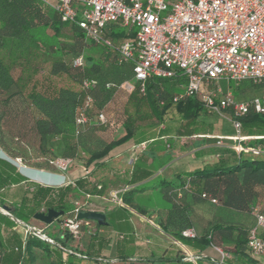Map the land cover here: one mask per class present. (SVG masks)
Returning a JSON list of instances; mask_svg holds the SVG:
<instances>
[{"label": "trees", "instance_id": "1", "mask_svg": "<svg viewBox=\"0 0 264 264\" xmlns=\"http://www.w3.org/2000/svg\"><path fill=\"white\" fill-rule=\"evenodd\" d=\"M50 31L52 35H49ZM105 35L117 48L132 39L135 31L116 24ZM50 37L52 40H47ZM90 46L102 47L98 57L84 56L86 47ZM68 53L74 60L82 57L83 66H71L66 59ZM49 63L51 76L67 75L80 84V91L68 87L53 93L46 89L40 92L37 83L28 91L32 80ZM85 82L96 84L85 89ZM127 82L133 83L134 88L120 103L118 97ZM185 84L181 77H154L145 82L142 91L143 84L134 79L133 65L119 63L116 49L88 42L82 30L63 23L58 13L40 0H0V105L6 107L13 98L25 96L21 122L26 134H33L38 147V159L30 166L56 173L50 162L61 158L72 160L71 166L89 169L103 164V159L112 150L129 141L135 145L150 142L149 149L163 150L174 145L175 136L212 134L214 124L207 121L212 113L197 98L175 101L178 87ZM109 85L113 86L108 88ZM247 85L252 90L259 89L250 82ZM88 97L93 99L87 112L89 122L77 133V114ZM108 107L115 111L112 118L108 117ZM101 113L107 116L108 124L98 121ZM3 118L0 114V122ZM240 122L243 136L264 137V114L250 111L240 118ZM92 124L95 126L93 131L90 130ZM119 127L124 129L125 136L115 140ZM10 140L0 132V152L2 150L7 156L0 158V264H110V260L102 255L109 245L107 239L95 232L80 248L74 244L77 237L61 228V223L73 216L71 198L74 192L105 196L108 186L88 176L62 186L30 181L18 169L15 160L20 156L15 153L9 156L5 151L10 147ZM263 141L264 138L254 142ZM207 154L218 155L219 161L194 173L180 175L178 181L164 183L165 187H157L162 190L163 200L171 202L168 217L157 224L177 244L163 243L149 234L140 236L142 244H138L129 212L121 208L107 214L109 227L119 237V261L195 264L190 260L192 257L197 264H210L214 258L205 257L203 253L214 247L230 256L225 259L226 264H264V255L255 260L248 249L250 230L256 223L252 212L258 208L264 213L262 152L252 154L253 158L223 148L210 149ZM111 172L125 187L121 201L131 208H134L133 190L126 188L154 175L153 169L143 164L141 158L131 171L120 173L112 169ZM207 202L234 212L235 219L220 218L209 223L201 235L185 237L184 232L193 229L195 207ZM3 206L11 209L9 216L1 212ZM49 210L63 212L56 220L57 234L49 236L43 230L41 234L45 238H42L36 228L28 232L26 226L32 227L35 215ZM138 211L145 214L144 210ZM258 236L264 240V229L259 230ZM159 244L164 246L159 247ZM218 262L214 259L212 264Z\"/></svg>", "mask_w": 264, "mask_h": 264}, {"label": "built area", "instance_id": "2", "mask_svg": "<svg viewBox=\"0 0 264 264\" xmlns=\"http://www.w3.org/2000/svg\"><path fill=\"white\" fill-rule=\"evenodd\" d=\"M40 1L58 13L63 23L82 30L90 42L116 49L119 63L133 65L134 79L143 84L142 91L145 82L154 77L184 78L186 84L181 86L183 91L175 96V101L197 98L210 113L231 121L235 135L220 140L233 141L232 148L238 154L261 153L259 149L244 144L251 137L242 135L240 118L250 111L264 114V0ZM116 24L135 31L132 39L117 48L105 35ZM83 63L82 57L74 61L77 67ZM223 82L228 85L250 82L262 93L250 100L239 101L233 92L223 89ZM95 84L85 82L84 88L89 89ZM124 87L132 91L134 85L127 82ZM92 103L93 99L88 97L84 107L79 109L77 133L89 122L87 112ZM98 121L101 124L109 122L104 113L98 116ZM71 164L72 160L61 158L50 162L55 172L63 174L68 172ZM71 182L67 181L65 185ZM114 196L117 199V195ZM212 202L217 203L216 200ZM83 211L81 204L76 202L73 216L66 218L61 228L80 236L82 228H89L92 223L78 219ZM252 214L256 223L250 230L248 249L255 260H260L264 255V240L258 232L264 229V213L255 208ZM26 228L28 232L36 230ZM41 233L40 230L38 235L45 238ZM183 235L195 238L197 234L191 229ZM215 249L221 255L218 264H226L225 259L230 256ZM190 260L197 264L192 257Z\"/></svg>", "mask_w": 264, "mask_h": 264}, {"label": "crops", "instance_id": "3", "mask_svg": "<svg viewBox=\"0 0 264 264\" xmlns=\"http://www.w3.org/2000/svg\"><path fill=\"white\" fill-rule=\"evenodd\" d=\"M236 90L238 91L239 95H241V97L245 98L242 101L250 100L262 93L261 89L255 88L252 90L249 88L247 82L237 84ZM182 91V87L179 86L177 93H181ZM236 99L239 100V98ZM108 114V117L110 118L114 116L113 112ZM225 120L229 122V128H225L224 125L214 124L212 122L214 124L212 134H195L188 137L175 136L173 137L175 140L174 145L172 147L168 146V148H164L163 150L149 149L148 145L150 142L143 143L141 145H135L134 142L129 141L112 150L107 158L103 159V164H99L100 166H91L89 169L84 168L86 171L85 176L90 177V179L105 183L108 186L107 194L105 196H90L88 202H92V199L95 197L100 198V201L97 204L92 202L94 208H92L91 211H97L105 214L107 221L108 213L124 208L130 213V221L135 228L138 244H142L139 242V238L144 234L152 235L163 243L177 244V242L171 236L162 231L161 227L157 224L160 219H165L168 217V210L171 207V202L169 200L160 199L153 206L151 204V197L155 195V188L158 186L165 187L163 185L164 183L176 182L178 181V177L180 175L194 173L196 171L202 170L207 165L216 164L219 161L218 155L207 154L208 150L218 148L233 150V141L228 139L220 140L221 137L226 138L235 135V130L231 121L228 119ZM124 136V129L119 127L114 135V139L119 140ZM255 138L258 137H251V140L245 142L244 144L248 147L259 149L262 152V158H264V141L254 142L255 140H258ZM259 138L262 139L263 137ZM219 142L221 143L219 144ZM242 154L243 157L253 158L252 154L250 153L244 152ZM139 158H141L143 164H146V166L153 169L154 175L150 179L138 185L126 188V190H133L132 199L134 208H131L125 206L122 201L121 203L118 201L121 200V194L123 191H125V187L117 178L114 177L111 170L115 169L120 173L131 171ZM115 159H118V161L121 160L122 162L118 163L117 166H111V162H113ZM27 166L29 168H35L30 165ZM31 173L34 178H36L37 173L47 175L48 178H45V182H48V185L51 184L52 186L60 185L63 182L74 181L84 177L81 176L73 180L69 172L64 174L59 172H56L55 174L43 172ZM74 173L76 172L74 171ZM112 192L114 194H111ZM115 194L117 195V199H112L111 206H107L104 203V201H106L105 198H108L109 200L111 199L110 197ZM195 208L196 219L194 221L193 229L198 235H201L205 227L215 220H220V218L227 220L235 219L234 212L231 211L230 213V211L221 210L220 207L209 202L199 204ZM138 210H144L145 214L139 213ZM36 223L42 222L33 220L31 222L33 228H36L34 225ZM42 224L45 225L44 223ZM97 225L98 224L96 222H92L91 227L82 228L81 237L85 240L84 245L88 242L90 235L97 232L99 237H103L109 241V245L102 252V255L106 256L110 260V264H146L142 261H137V258H134L136 260L134 263L119 261L117 253V242L119 237L117 232H115L113 228L109 227V225L103 227L100 226L101 228H98ZM46 228L47 227L45 225L44 230ZM158 246L163 247L164 245L162 246L159 244ZM203 256L214 258L217 261L221 260V255L214 247H210L208 250H206V252L203 253Z\"/></svg>", "mask_w": 264, "mask_h": 264}, {"label": "rangeland", "instance_id": "4", "mask_svg": "<svg viewBox=\"0 0 264 264\" xmlns=\"http://www.w3.org/2000/svg\"><path fill=\"white\" fill-rule=\"evenodd\" d=\"M53 33L50 31L49 35H52ZM49 41L52 40V37L47 39ZM88 42H90L88 40ZM100 52H102V47L99 46H90L86 47V50L84 52V56H93L98 57L100 55ZM67 61L71 64V66L74 65V58L71 54L66 55ZM51 67V64H46L42 68V71L32 80L31 84L27 88L29 91L32 87V84L37 83L38 85V91H48L49 93H53V91H56L57 89L61 88H74L77 91H80V84L77 83L74 79H71L67 75H60V76H51L49 73V69ZM125 85V84H124ZM237 84L235 82L231 83V85H228L227 83L223 82L222 87L225 91L230 90L233 92L234 96L236 98H239V100H244V97H241L239 95L238 91L236 90ZM46 89V90H45ZM26 91L25 93H27ZM126 93H129V90L124 87L120 91V95L118 97V102L122 103L124 98L126 97ZM22 97H15L8 103V106L5 107V105H0V114L4 115L3 120L0 122V132L2 136H5L9 139H11L10 147L8 151L5 149L6 153L10 156V153L12 154H18L20 157L16 158L18 161H21L25 165L33 164L38 159V147L37 143L35 141V138L33 134L27 133V130L25 129L24 123L21 122V119H23V109H24V98ZM109 112H114L113 109L108 107ZM207 121L213 122L214 124L224 125L225 128H229L230 124L227 120L218 117L216 115H210V117L207 118ZM95 128L94 124L90 126V130L93 131ZM28 135V136H25ZM11 137V138H10ZM15 138H18V140H15ZM9 143V142H8ZM12 144V145H11ZM122 162L121 160L118 161V159H115L113 162H111V166H117L118 163ZM74 171L76 173H74ZM68 172L71 174L72 179L79 178L81 176H85V169L83 167L78 166H71L68 170ZM67 173V172H66ZM45 178H48L47 175L44 174H36V178H34L35 181L41 183L45 186H51V184L48 185V182H45ZM156 193L153 197H151V204L154 206L158 200L163 199L162 190L160 188H155ZM111 194H114L113 192ZM110 194V195H111ZM111 199L108 200V198H105L106 201L104 203L107 206H111L112 199H116L114 195L110 197ZM72 206L74 207V204L78 202L81 204L83 209L85 211H91L92 208H94L93 203L97 204L100 201V198H93L92 202H88V199L85 195L74 192L72 195ZM153 224V223H152ZM36 226L37 231L39 230L43 231L45 225L42 223H36L34 224ZM45 233L49 236H53V234H57L59 225L57 222H53L51 225H46ZM22 228H19V231L21 232ZM24 230H22L23 232ZM110 231V230H109ZM24 233V232H23ZM85 240L80 236L76 238V241L74 242L75 245H78L80 248H83Z\"/></svg>", "mask_w": 264, "mask_h": 264}, {"label": "water", "instance_id": "5", "mask_svg": "<svg viewBox=\"0 0 264 264\" xmlns=\"http://www.w3.org/2000/svg\"><path fill=\"white\" fill-rule=\"evenodd\" d=\"M10 211L11 209L7 206H3L1 210V212L7 216L10 215ZM62 215H63V212L49 210L47 213L36 214L34 219L39 222L44 223L45 225H51L54 221H56ZM78 219L96 222L101 227L108 226V222L106 221V215L101 212H97V211H83L78 215ZM14 221L19 222L16 219H14Z\"/></svg>", "mask_w": 264, "mask_h": 264}, {"label": "clouds", "instance_id": "6", "mask_svg": "<svg viewBox=\"0 0 264 264\" xmlns=\"http://www.w3.org/2000/svg\"><path fill=\"white\" fill-rule=\"evenodd\" d=\"M7 156H5L4 153H2V150L0 152V158H6ZM17 165H18V169L20 171V173H22L25 177H27L30 181H34V177L32 176L31 172H43V173H49L46 172L45 170L42 169H35V168H29L27 165L23 164L22 162H18L17 160H15ZM49 174H55V173H49ZM39 183V182H38ZM66 182L61 183L60 185H55V186H62L65 185ZM52 186V185H51ZM54 186V185H53Z\"/></svg>", "mask_w": 264, "mask_h": 264}, {"label": "bare ground", "instance_id": "7", "mask_svg": "<svg viewBox=\"0 0 264 264\" xmlns=\"http://www.w3.org/2000/svg\"><path fill=\"white\" fill-rule=\"evenodd\" d=\"M2 210V209H1Z\"/></svg>", "mask_w": 264, "mask_h": 264}]
</instances>
